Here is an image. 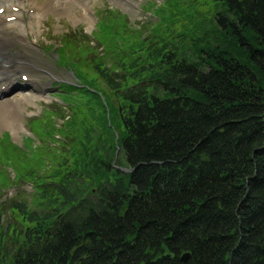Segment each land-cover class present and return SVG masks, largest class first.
I'll return each instance as SVG.
<instances>
[{
  "label": "trees",
  "instance_id": "trees-1",
  "mask_svg": "<svg viewBox=\"0 0 264 264\" xmlns=\"http://www.w3.org/2000/svg\"><path fill=\"white\" fill-rule=\"evenodd\" d=\"M155 7L147 33L103 28L112 65L75 55L101 91L82 87L61 150L0 137V264H264V0ZM13 180L31 196L3 199Z\"/></svg>",
  "mask_w": 264,
  "mask_h": 264
},
{
  "label": "rangeland",
  "instance_id": "rangeland-1",
  "mask_svg": "<svg viewBox=\"0 0 264 264\" xmlns=\"http://www.w3.org/2000/svg\"><path fill=\"white\" fill-rule=\"evenodd\" d=\"M40 2L46 3L49 7V10L46 14H44L41 17H33L32 19H27V23H32V29H31V35L29 38L25 39L26 42L30 43L31 41H34L36 44V47H34L33 51L35 55L36 60H31L34 63H36V68L33 67L32 69H22L23 72L28 73L31 77V80H29V87L22 89H14L13 91L7 93L6 99H13L16 102H18L21 106V114L19 116V123L20 126L18 130L13 129L12 127L8 126H0V133H3L4 131H10L14 140L22 142V139L26 137L27 134H29V137L27 136L25 139V145L27 147V151L29 152V155L32 156L36 155L37 152H40L42 150H46L50 145L52 147L59 151L62 149V142H60V138L63 137L66 127L58 128L56 131L57 133H53V129L51 125H49V129L46 131L45 137H43L38 130L34 128V124L31 119H27L28 117L37 116L42 107L49 108V106L53 105V100L57 96V86H60L59 84L54 86V83L56 80H68L71 81V84L76 86L75 91V103L78 100L82 99L81 96V89L82 87H87L92 92H97L98 90L101 91L100 86L97 84V82L93 81L91 76L87 73V71L84 68H80V71H78V66H74V70L77 72V78L75 74L73 73L72 69H70L68 66H60L57 63L58 54L55 53V49L58 46H54L53 52H48L43 47L41 48L38 43L42 44H49L51 42H55L56 44L60 43L62 37L66 34L68 31H90L95 27V24L98 20V18L95 15V11L98 14H101V10H105L111 5L117 8H120L123 12H125L130 19L135 24H138L139 22H145L152 20V15L150 12L143 9L142 4L147 3L148 0H129V1H121V0H87V6L90 9V13L93 17L92 22L85 21L81 18V13L84 11L85 7L81 8L75 3H71L69 1L65 0H38ZM160 2L162 0H153ZM28 5H26L27 7ZM28 8V7H27ZM217 6L213 7L215 12L218 10ZM28 10V9H27ZM26 10V12H27ZM25 12V13H26ZM30 14V13H28ZM212 14V12H210ZM80 16V17H79ZM78 18V19H77ZM92 20V19H91ZM35 24H34V23ZM17 22H10L7 24L6 30L10 34H14V30L16 27H13L16 25ZM34 24V26H33ZM47 24H49L50 28L47 27ZM212 29H215V25H211ZM208 30V31H207ZM207 32H210L211 35L214 34V30L211 31L207 28ZM216 31L218 32L219 36L223 35L224 37L226 34L221 33L217 27ZM47 33V34H46ZM9 37H12L10 36ZM215 36V35H214ZM213 36V38H214ZM222 37V36H221ZM223 38V37H222ZM219 42V41H217ZM216 43V42H214ZM14 45V44H13ZM12 45V46H13ZM10 47L9 51L13 54H10L9 51L7 52V56L13 61L14 58H17L18 60V50L21 47V44L15 45L13 47ZM193 45L190 42L181 43L179 45L181 53H185L188 51L193 57ZM21 50V49H20ZM37 51V52H36ZM28 59L30 56L25 55ZM38 56V57H37ZM71 56L69 53L68 57ZM17 60L15 62L10 64V73L12 75V78L17 82H23L22 78L19 74V67ZM30 60V59H29ZM19 61V60H18ZM15 64V65H14ZM13 69V70H11ZM21 70V71H22ZM15 72V73H14ZM42 72V73H41ZM52 76H50L49 75ZM53 73V74H52ZM78 80V83H74V81ZM50 81V82H49ZM47 82L48 84V90L43 91V85H45ZM47 91V92H46ZM49 93L53 95L50 97V99H43L41 96V93ZM92 92H89L92 93ZM26 93L31 95L29 101L19 100L21 96L20 94ZM45 113L43 114V118H45ZM109 123L113 120H111V117L108 118ZM113 123L116 127L115 135L117 136L118 133L121 134V129L117 127L115 121L113 120ZM2 127V128H1ZM33 139L37 140V143L34 142ZM120 168L121 170L128 169V162L125 156V152L123 149L118 151L117 155V164H114V168ZM14 194H17L20 191H23L25 193V196L29 198L31 196V193L33 192V188L26 185H20L17 189H13ZM12 192V190H10ZM4 223L6 224L8 221L12 220L11 212L10 210L5 211L4 216Z\"/></svg>",
  "mask_w": 264,
  "mask_h": 264
},
{
  "label": "bare ground",
  "instance_id": "bare-ground-1",
  "mask_svg": "<svg viewBox=\"0 0 264 264\" xmlns=\"http://www.w3.org/2000/svg\"><path fill=\"white\" fill-rule=\"evenodd\" d=\"M26 5H28L26 7ZM0 6H4L5 9L8 11L7 14L0 15V80L3 79L2 74L4 72H10V66H7V63H11V59L7 56V52L9 51L10 47L14 44H19L20 42L23 43L20 53H18V67L19 68H36V63L31 60H36L33 47L34 43H28L24 39L29 37L31 23H25V12L27 9H31L33 13L28 14V18L32 19V17H41L44 15L49 7L46 3L40 2L38 0H0ZM13 7H17L16 10ZM51 10V9H49ZM8 16L14 17L10 22H17L16 27L17 29L14 31V36L9 37V32L6 31V27L8 23H4V19ZM83 16L87 20H91L92 16L89 11L83 13ZM80 17V16H79ZM82 18V16H81ZM78 19V18H77ZM32 22V21H31ZM34 26V24H33ZM28 39V38H27ZM37 52V51H36ZM30 56L29 59L26 56ZM38 57V56H37ZM37 61V60H36ZM15 62V61H14ZM38 62V61H37ZM39 63V62H38ZM15 65V64H14ZM13 70V69H11ZM25 70V69H24ZM15 73V72H14ZM42 73V72H41ZM4 89L0 87V93L5 92L4 90H8L10 85L13 84V78L11 75L8 76ZM19 100L29 101L31 95L22 93L19 95ZM21 114V106L18 102L13 99H0V126H8L12 127L15 130H18L20 123H19V116ZM2 128V127H1Z\"/></svg>",
  "mask_w": 264,
  "mask_h": 264
},
{
  "label": "water",
  "instance_id": "water-1",
  "mask_svg": "<svg viewBox=\"0 0 264 264\" xmlns=\"http://www.w3.org/2000/svg\"><path fill=\"white\" fill-rule=\"evenodd\" d=\"M188 256H189V253H188V252H185V253L183 254V256H182V259H183V260H186V259L188 258ZM111 264H114V263H111Z\"/></svg>",
  "mask_w": 264,
  "mask_h": 264
}]
</instances>
